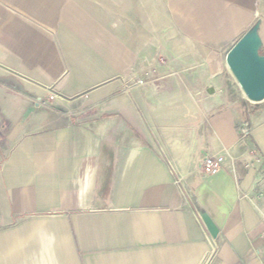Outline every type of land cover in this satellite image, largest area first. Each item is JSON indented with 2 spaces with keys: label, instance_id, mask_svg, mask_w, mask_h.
<instances>
[{
  "label": "crops",
  "instance_id": "0c3cea01",
  "mask_svg": "<svg viewBox=\"0 0 264 264\" xmlns=\"http://www.w3.org/2000/svg\"><path fill=\"white\" fill-rule=\"evenodd\" d=\"M254 21L264 57V0H0V264H264V99L180 55Z\"/></svg>",
  "mask_w": 264,
  "mask_h": 264
},
{
  "label": "rangeland",
  "instance_id": "374dc122",
  "mask_svg": "<svg viewBox=\"0 0 264 264\" xmlns=\"http://www.w3.org/2000/svg\"><path fill=\"white\" fill-rule=\"evenodd\" d=\"M247 35H255V21L249 25L244 31H236L229 33L227 39L214 43L213 47H211L210 50V58H205V54L203 53L202 48L196 47V48H188L183 49L184 51H181L180 55L184 56L183 54H188L189 52L192 56L194 55L196 57V63L190 65V70L194 71L197 74V78L206 75H211V82L216 83V78H221L217 83L222 84L225 88H228V90L232 89V82L235 80L237 81L235 75L233 74L232 70L228 68L226 57L228 53L232 50V48L245 36ZM183 52V53H182ZM209 61V62H207ZM187 64H167L166 62L160 64V67L158 68V71L162 73H175L179 71H183L184 68H186ZM197 84L201 85L203 82L202 80H196ZM236 83V82H235ZM237 85L238 81H237ZM235 86V85H234ZM217 92L215 90L212 91V95H215ZM237 96L234 95L233 99ZM246 97V96H245ZM247 105H253L250 102H247Z\"/></svg>",
  "mask_w": 264,
  "mask_h": 264
},
{
  "label": "water",
  "instance_id": "95a60500",
  "mask_svg": "<svg viewBox=\"0 0 264 264\" xmlns=\"http://www.w3.org/2000/svg\"><path fill=\"white\" fill-rule=\"evenodd\" d=\"M227 64L240 87L251 101L264 99V57L259 53V39L255 35L243 37L228 53ZM203 220L213 236L217 228L206 215Z\"/></svg>",
  "mask_w": 264,
  "mask_h": 264
},
{
  "label": "built area",
  "instance_id": "2783aa9c",
  "mask_svg": "<svg viewBox=\"0 0 264 264\" xmlns=\"http://www.w3.org/2000/svg\"><path fill=\"white\" fill-rule=\"evenodd\" d=\"M142 83V81H139ZM233 159L228 161L227 154L206 156L200 163V170L205 175H215L222 171L228 163L233 164Z\"/></svg>",
  "mask_w": 264,
  "mask_h": 264
},
{
  "label": "bare ground",
  "instance_id": "6f19581e",
  "mask_svg": "<svg viewBox=\"0 0 264 264\" xmlns=\"http://www.w3.org/2000/svg\"><path fill=\"white\" fill-rule=\"evenodd\" d=\"M231 69V68H230Z\"/></svg>",
  "mask_w": 264,
  "mask_h": 264
}]
</instances>
